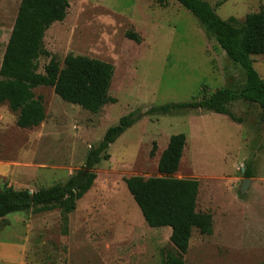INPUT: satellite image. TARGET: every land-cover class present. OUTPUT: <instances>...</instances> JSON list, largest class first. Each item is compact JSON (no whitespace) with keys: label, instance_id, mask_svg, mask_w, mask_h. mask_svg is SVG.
<instances>
[{"label":"rangeland","instance_id":"374dc122","mask_svg":"<svg viewBox=\"0 0 264 264\" xmlns=\"http://www.w3.org/2000/svg\"><path fill=\"white\" fill-rule=\"evenodd\" d=\"M68 1L67 17L46 32L51 55L39 58L38 71L44 73L52 56L61 65L68 54L109 62L115 68L109 94L116 101L94 113L63 100L53 87L39 86L34 93L45 117L29 128L20 127L18 113L3 104L0 188L63 184L122 116L140 111L143 117L104 153L94 185L68 221L59 208L0 217V264H164L174 250L172 229L146 223L125 178L161 176L160 156L178 133L186 134L187 144L174 177L199 181L197 209L214 222L210 235L193 230L184 264H264V111L237 101L230 109L242 122L201 110L147 115L154 105L240 85L243 70L175 0ZM207 1L223 19L264 11V0ZM20 3L0 0V69ZM253 58L264 79V54ZM247 170L253 180L242 195Z\"/></svg>","mask_w":264,"mask_h":264},{"label":"trees","instance_id":"16d2710c","mask_svg":"<svg viewBox=\"0 0 264 264\" xmlns=\"http://www.w3.org/2000/svg\"><path fill=\"white\" fill-rule=\"evenodd\" d=\"M175 1L199 19L206 32L240 66L245 80L240 85L221 87L201 99L154 105L147 115L201 110L224 114L235 122H242V118L230 109V105L237 101L256 103L264 111V79L256 70L253 58L264 54V11L250 13L244 20L235 17L223 19L207 0ZM69 7L68 0H21L0 69V107L7 103L11 110L17 112L20 127L37 126L45 117L43 101L34 93L39 86L53 87L63 100L94 113L116 101L109 94L115 72L114 65L109 62L68 54L61 65L52 56L44 73L38 71L39 58L51 55L44 44L46 32L53 23L67 17ZM127 36L141 42L140 36L132 31H128ZM142 117L140 111L122 116L117 125L106 131L99 144L90 148L83 167L65 183L35 191L0 188V217L13 212L41 213L59 208L64 213L63 221H68L67 215L76 208L77 201L94 185L97 178L95 168L104 153ZM186 144L184 133L170 137L158 163L161 176L125 178L126 186L146 223L153 228L172 229L170 241L174 250L166 254L164 264H184V255L189 249L194 229L203 235L213 233V216L197 209L199 181L174 177ZM245 174L253 177L250 170Z\"/></svg>","mask_w":264,"mask_h":264},{"label":"water","instance_id":"95a60500","mask_svg":"<svg viewBox=\"0 0 264 264\" xmlns=\"http://www.w3.org/2000/svg\"><path fill=\"white\" fill-rule=\"evenodd\" d=\"M252 180H253L252 178H247V179L244 180L243 187L241 188V194H242V195H243V194L246 192V190L248 189L246 183H247L248 181L252 182Z\"/></svg>","mask_w":264,"mask_h":264}]
</instances>
